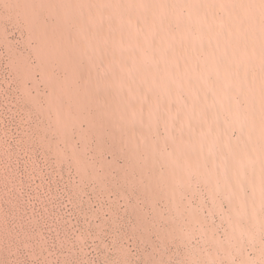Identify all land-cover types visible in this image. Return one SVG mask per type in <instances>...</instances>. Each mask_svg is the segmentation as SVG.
<instances>
[{
  "label": "rangeland",
  "instance_id": "rangeland-1",
  "mask_svg": "<svg viewBox=\"0 0 264 264\" xmlns=\"http://www.w3.org/2000/svg\"><path fill=\"white\" fill-rule=\"evenodd\" d=\"M262 42L264 0H0V264H264Z\"/></svg>",
  "mask_w": 264,
  "mask_h": 264
},
{
  "label": "bare ground",
  "instance_id": "bare-ground-1",
  "mask_svg": "<svg viewBox=\"0 0 264 264\" xmlns=\"http://www.w3.org/2000/svg\"><path fill=\"white\" fill-rule=\"evenodd\" d=\"M262 43H264V42H262ZM186 45V44H185ZM187 46V45H186ZM235 71V70H234ZM86 73H87V71H86ZM252 76V75H251ZM218 88V87H217ZM226 90V89H225ZM227 93H229V92H227ZM197 95H198V93H197ZM199 95H201V94H199ZM212 96V95H211ZM258 96H259V94H258ZM151 98V97H150ZM226 103V102H225ZM235 105V104H234ZM162 109V108H161ZM256 110H259V109H256ZM240 116V115H239ZM261 116V115H260ZM198 118V117H197ZM255 119H258V118H255ZM197 120H199V119H197ZM260 120V119H259ZM182 122V121H181ZM211 122V121H210ZM213 128V127H212ZM224 129H225V127H224ZM259 129H260V127H259ZM206 131V130H205ZM219 131V130H218ZM225 131V130H224ZM238 131H240V130H238ZM215 132V131H214ZM223 134H225V133H223ZM215 135V134H214ZM225 137V136H224ZM257 137H259L258 135H257ZM263 138V137H262ZM225 139H226V137H225ZM215 140V139H214ZM224 141H227V140H224ZM242 142V141H241ZM259 142V141H258ZM263 142V141H262ZM256 143V142H255ZM264 143V142H263ZM262 143V144H263ZM239 144H241V143H239ZM243 144V143H242ZM218 146V145H217ZM235 146V144L232 146V147H234ZM263 146H264V144H263ZM261 147V146H260ZM230 148H231V146H230ZM219 150V149H218ZM249 150H251V149H249ZM220 151V150H219ZM239 152H240V150H239ZM252 152V151H251ZM222 157V156H221ZM213 160V159H212ZM231 159H229V161H230ZM233 160V159H232ZM246 161V160H245ZM232 162V161H231ZM234 162H235V160H234ZM231 164V163H230ZM233 166H234V164H233ZM211 169V168H210ZM237 171V170H236ZM221 172V171H220ZM258 172V171H257ZM259 173V172H258ZM251 187V186H250ZM241 191V190H240Z\"/></svg>",
  "mask_w": 264,
  "mask_h": 264
}]
</instances>
